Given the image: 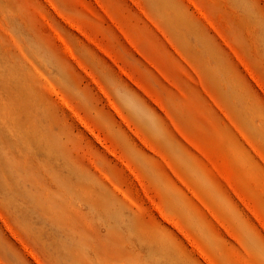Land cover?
I'll use <instances>...</instances> for the list:
<instances>
[{
    "label": "rangeland",
    "instance_id": "1",
    "mask_svg": "<svg viewBox=\"0 0 264 264\" xmlns=\"http://www.w3.org/2000/svg\"><path fill=\"white\" fill-rule=\"evenodd\" d=\"M0 264H264V0H0Z\"/></svg>",
    "mask_w": 264,
    "mask_h": 264
},
{
    "label": "clouds",
    "instance_id": "2",
    "mask_svg": "<svg viewBox=\"0 0 264 264\" xmlns=\"http://www.w3.org/2000/svg\"><path fill=\"white\" fill-rule=\"evenodd\" d=\"M117 98H118V100H120L121 103H125V101L123 100V98L120 94H117Z\"/></svg>",
    "mask_w": 264,
    "mask_h": 264
}]
</instances>
